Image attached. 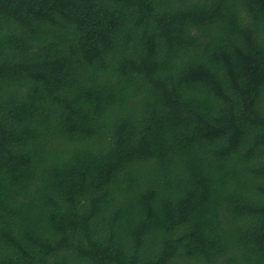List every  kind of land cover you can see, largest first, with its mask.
Masks as SVG:
<instances>
[{
	"label": "trees",
	"instance_id": "16d2710c",
	"mask_svg": "<svg viewBox=\"0 0 264 264\" xmlns=\"http://www.w3.org/2000/svg\"><path fill=\"white\" fill-rule=\"evenodd\" d=\"M0 264H264V0H0Z\"/></svg>",
	"mask_w": 264,
	"mask_h": 264
}]
</instances>
